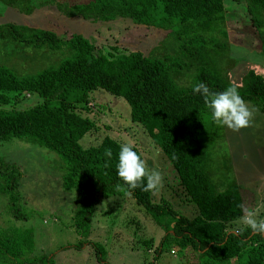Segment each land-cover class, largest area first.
<instances>
[{
	"label": "trees",
	"instance_id": "16d2710c",
	"mask_svg": "<svg viewBox=\"0 0 264 264\" xmlns=\"http://www.w3.org/2000/svg\"><path fill=\"white\" fill-rule=\"evenodd\" d=\"M258 40L261 62L232 77L236 59L229 54V27L223 0H39L66 17L90 21L127 18L135 24L165 30L146 53L137 49L105 53L79 32H57L14 21L0 22V141L16 138L56 154L53 164L60 186L74 193L70 224L80 236L89 232L100 197L129 194L137 207L164 230L156 251L171 246L196 252V264H264V233L230 227L243 215L240 188L232 175L223 189L211 173L208 143L219 138L200 94L236 86L239 95L264 112V0H239ZM3 6L28 14L35 0H0ZM42 58L49 59L40 65ZM101 87L121 96L129 117L140 123L170 163L185 198L197 207L187 217L167 202L152 200L151 191L128 188L117 175L119 141L103 135L95 145L78 139L92 120L76 109L86 107L88 94ZM28 92L40 100L27 107L3 106ZM111 149L112 157L105 155ZM133 149L140 155L139 151ZM141 156V155H140ZM21 171L0 155V194L13 219H26L16 203ZM123 190L118 191L117 185ZM77 245H81L78 240ZM28 227L0 224V264H55L50 254L33 252ZM101 250L94 245V254ZM149 264V262H147Z\"/></svg>",
	"mask_w": 264,
	"mask_h": 264
},
{
	"label": "rangeland",
	"instance_id": "374dc122",
	"mask_svg": "<svg viewBox=\"0 0 264 264\" xmlns=\"http://www.w3.org/2000/svg\"><path fill=\"white\" fill-rule=\"evenodd\" d=\"M38 1L35 0L36 7L28 14L3 6L0 22L33 26L35 23L37 27L48 26L65 34L79 32L105 53L126 49L146 53L166 33L121 17L109 21L66 17L53 5L40 6ZM223 1L228 38L232 42L229 54L236 59L231 74L236 79L247 65L261 62L262 56L243 4L239 0ZM48 60L42 58L40 65ZM88 96L89 104L76 111L91 119L93 124L78 143L82 147L95 145L103 135H108L136 148L146 168L157 169L163 176L162 187L151 191L152 200L165 201L187 217L195 215L197 207L185 198L165 155L143 126L130 119L127 102L101 87L94 88ZM39 100L33 93L23 92L16 97L9 94L3 106L23 108ZM246 102L254 109L252 125L239 132L223 126L218 132L219 138L208 143V162L218 189H223L232 175L240 188L242 204L257 209V219H264V112L255 103ZM0 155L15 162L21 171L15 188L19 195L16 205L26 214V219L10 217L3 194H0V224L30 228L34 253L50 254L55 264H196V252L190 248L171 246L155 250L164 230L137 207L129 194L100 197L94 206L88 234L80 236L70 224L74 193L61 188L57 169L49 165L53 164L56 154L37 144L13 138L0 141ZM240 218L231 222L230 227L244 225ZM95 244L100 245V257L94 254Z\"/></svg>",
	"mask_w": 264,
	"mask_h": 264
},
{
	"label": "clouds",
	"instance_id": "9594fccd",
	"mask_svg": "<svg viewBox=\"0 0 264 264\" xmlns=\"http://www.w3.org/2000/svg\"><path fill=\"white\" fill-rule=\"evenodd\" d=\"M193 93L203 96L206 107L211 111V118L218 126H226L234 132H239L252 125L254 109L239 95L236 86L230 85L222 92H212L205 83L199 82L194 85ZM105 155L111 158V149H106ZM116 170L120 180L132 190L140 188L149 192L162 187L161 172L157 169L148 170L145 161L129 144L120 146ZM117 190H123V187L118 184ZM240 207L244 213L240 218L241 223L254 232L264 233V219H257L258 210L244 205Z\"/></svg>",
	"mask_w": 264,
	"mask_h": 264
}]
</instances>
